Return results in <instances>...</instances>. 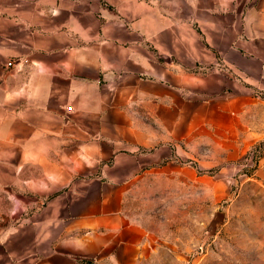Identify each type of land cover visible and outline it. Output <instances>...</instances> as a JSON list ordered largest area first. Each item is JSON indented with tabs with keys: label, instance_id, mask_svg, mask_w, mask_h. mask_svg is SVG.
Masks as SVG:
<instances>
[{
	"label": "crops",
	"instance_id": "obj_1",
	"mask_svg": "<svg viewBox=\"0 0 264 264\" xmlns=\"http://www.w3.org/2000/svg\"><path fill=\"white\" fill-rule=\"evenodd\" d=\"M13 12L0 35V164L37 208L31 220L59 231L51 249L39 239L27 253L42 264L93 256L121 235L124 192L164 159L140 152L157 141L141 128L175 113L180 125L198 87L221 85L198 64L221 62L226 84L264 74L261 0H21ZM83 229L76 252L62 249Z\"/></svg>",
	"mask_w": 264,
	"mask_h": 264
},
{
	"label": "rangeland",
	"instance_id": "obj_2",
	"mask_svg": "<svg viewBox=\"0 0 264 264\" xmlns=\"http://www.w3.org/2000/svg\"><path fill=\"white\" fill-rule=\"evenodd\" d=\"M20 1L0 0V35ZM5 61L0 39V73ZM226 71L221 62L198 64L199 78L212 75L221 85L213 93L198 87L197 110L183 112L180 125L175 113L167 125L150 118L152 126L141 128L157 141L141 145L140 152H159L164 159L124 192L121 235L93 256L55 264H264V74L259 84L248 76L226 84ZM1 167L0 264H42L27 253L39 239L40 252L51 249L47 243L59 231L31 220L37 208L18 199L13 171ZM8 182L11 189L4 190ZM89 231L70 230L62 249L76 252L72 237Z\"/></svg>",
	"mask_w": 264,
	"mask_h": 264
},
{
	"label": "built area",
	"instance_id": "obj_3",
	"mask_svg": "<svg viewBox=\"0 0 264 264\" xmlns=\"http://www.w3.org/2000/svg\"><path fill=\"white\" fill-rule=\"evenodd\" d=\"M8 65H9V66H13V63H9Z\"/></svg>",
	"mask_w": 264,
	"mask_h": 264
}]
</instances>
